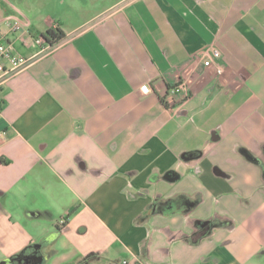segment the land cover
<instances>
[{
    "label": "crops",
    "instance_id": "crops-1",
    "mask_svg": "<svg viewBox=\"0 0 264 264\" xmlns=\"http://www.w3.org/2000/svg\"><path fill=\"white\" fill-rule=\"evenodd\" d=\"M2 1L0 264H264V0Z\"/></svg>",
    "mask_w": 264,
    "mask_h": 264
},
{
    "label": "built area",
    "instance_id": "built-area-1",
    "mask_svg": "<svg viewBox=\"0 0 264 264\" xmlns=\"http://www.w3.org/2000/svg\"><path fill=\"white\" fill-rule=\"evenodd\" d=\"M6 26L7 29L5 30L0 23V79L9 73H16L27 68L32 62L31 59L17 51L14 42L11 40V37L16 36L22 31V23L16 18H10ZM26 37L30 38V40L41 49V52H46L52 48L44 42L42 36L33 37L30 33H27ZM196 55L198 57L206 56L208 60L204 62V65L210 66L212 63L211 56H220V50L211 48L204 50V52H199ZM178 94H183L184 99H188L189 91L185 83L178 84L170 91V96ZM60 223L61 226H64L66 220H61Z\"/></svg>",
    "mask_w": 264,
    "mask_h": 264
},
{
    "label": "trees",
    "instance_id": "trees-1",
    "mask_svg": "<svg viewBox=\"0 0 264 264\" xmlns=\"http://www.w3.org/2000/svg\"><path fill=\"white\" fill-rule=\"evenodd\" d=\"M64 37L65 32L59 26L48 30L45 34H42L44 42L50 47H54L59 44L64 39Z\"/></svg>",
    "mask_w": 264,
    "mask_h": 264
},
{
    "label": "rangeland",
    "instance_id": "rangeland-1",
    "mask_svg": "<svg viewBox=\"0 0 264 264\" xmlns=\"http://www.w3.org/2000/svg\"><path fill=\"white\" fill-rule=\"evenodd\" d=\"M4 5H5V4H3V1L0 0V7H2V9L5 10L6 8H5ZM22 11L28 12L29 9L25 8V9H23ZM44 11H45V10H44ZM14 13H16V12L14 11ZM259 259H260V261H264V254H262V255L259 257Z\"/></svg>",
    "mask_w": 264,
    "mask_h": 264
},
{
    "label": "flooded vegetation",
    "instance_id": "flooded-vegetation-1",
    "mask_svg": "<svg viewBox=\"0 0 264 264\" xmlns=\"http://www.w3.org/2000/svg\"><path fill=\"white\" fill-rule=\"evenodd\" d=\"M44 257H45V256H42V257L38 258L37 263H38V264H41V263H42V259H43ZM8 264H10V263H8Z\"/></svg>",
    "mask_w": 264,
    "mask_h": 264
},
{
    "label": "water",
    "instance_id": "water-1",
    "mask_svg": "<svg viewBox=\"0 0 264 264\" xmlns=\"http://www.w3.org/2000/svg\"><path fill=\"white\" fill-rule=\"evenodd\" d=\"M4 264H6V262H4Z\"/></svg>",
    "mask_w": 264,
    "mask_h": 264
}]
</instances>
